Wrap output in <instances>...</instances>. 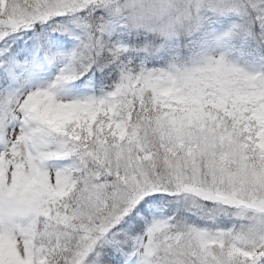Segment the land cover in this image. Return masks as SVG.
I'll return each mask as SVG.
<instances>
[{"label": "snow or ice", "instance_id": "snow-or-ice-1", "mask_svg": "<svg viewBox=\"0 0 264 264\" xmlns=\"http://www.w3.org/2000/svg\"><path fill=\"white\" fill-rule=\"evenodd\" d=\"M172 15L0 0V264H264V73L174 59Z\"/></svg>", "mask_w": 264, "mask_h": 264}, {"label": "clouds", "instance_id": "clouds-1", "mask_svg": "<svg viewBox=\"0 0 264 264\" xmlns=\"http://www.w3.org/2000/svg\"><path fill=\"white\" fill-rule=\"evenodd\" d=\"M143 4V10L147 12L151 9L155 0H141ZM173 4V15L161 22V27H167L169 24L175 30L176 39L174 41L176 47L179 49L184 39L190 36L195 32V26L190 20V14L188 13V9L186 5L183 3V0H171ZM137 12L141 11L140 5H137ZM162 39V38H161ZM185 47H187L185 45ZM211 55L206 48L203 47H195L190 49L187 54H184L180 51H176L173 53V58L180 62H196L204 59L206 56Z\"/></svg>", "mask_w": 264, "mask_h": 264}, {"label": "trees", "instance_id": "trees-1", "mask_svg": "<svg viewBox=\"0 0 264 264\" xmlns=\"http://www.w3.org/2000/svg\"><path fill=\"white\" fill-rule=\"evenodd\" d=\"M209 16L212 19L219 20V22H223L224 21L223 18L228 17L229 15L223 17V16L214 15L209 12ZM230 18L233 22L231 26V34L229 35L228 38V43L232 47L231 50L235 51L238 49L240 50L249 49L255 53H259V52L264 53V42H263L264 36H261L259 34L260 30L255 26H252L250 29H246V27L244 26L233 28L234 25H243V21L240 17H237L236 15L235 16L232 15L230 16ZM201 29L195 31L186 39H184V41L181 44L183 47H185V45L187 46L184 49H189L191 45L193 46L194 44L200 42L199 36L203 34V31Z\"/></svg>", "mask_w": 264, "mask_h": 264}, {"label": "rangeland", "instance_id": "rangeland-1", "mask_svg": "<svg viewBox=\"0 0 264 264\" xmlns=\"http://www.w3.org/2000/svg\"><path fill=\"white\" fill-rule=\"evenodd\" d=\"M213 37L210 40L206 41L202 46L206 48L207 51L213 57L223 56L226 62L239 67L245 72L255 74V73H264V53L260 58L248 57L249 55L245 53L247 57H240L239 54H232L227 51L226 45L224 43V30L212 28Z\"/></svg>", "mask_w": 264, "mask_h": 264}]
</instances>
